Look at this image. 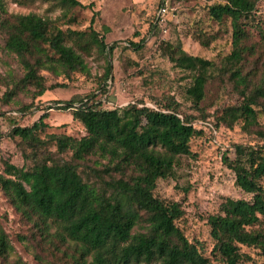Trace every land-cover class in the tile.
<instances>
[{
  "label": "trees",
  "instance_id": "16d2710c",
  "mask_svg": "<svg viewBox=\"0 0 264 264\" xmlns=\"http://www.w3.org/2000/svg\"><path fill=\"white\" fill-rule=\"evenodd\" d=\"M44 1L84 7L78 0ZM179 1L173 0V4L177 6ZM206 1L213 3L208 11L214 21L231 20V54L216 63L169 46L168 57L191 73L187 96L197 108L205 99L212 75L228 76L242 102L225 109L218 124L233 128L242 120L246 130L257 128V143L236 144L234 158L225 156L237 187L249 198L227 199L220 213L208 220L212 252L221 263L249 264L251 257L244 247L259 249L264 255V125L259 123V115L264 114V61L260 75L245 71L244 66L253 49L248 45L252 28L259 29L264 43V20L256 22L259 0ZM0 11L7 13L2 0ZM2 25L7 33L5 48L23 71L21 79L0 98L8 103L15 101L19 92L32 91L36 99L64 87L48 86L45 72L67 79L74 73H86L81 52L88 53L92 45L110 56L117 48L109 46L105 36L93 28L90 33L65 31L36 14L5 18ZM151 27L154 35L160 31L155 21ZM170 28L169 24L159 47L166 42ZM130 47L138 49L141 44L131 42ZM101 93L77 101H56L47 108L70 110L86 130L81 138L46 133L48 112L32 126H15L10 136L20 140L31 164L18 167L5 163L0 189L43 234L49 236L55 228L57 238L75 246V264H213L178 225L184 216L181 204L161 200L155 191L159 180L173 177L179 158L192 154V140L215 128L209 123L197 126L192 118L181 116V106L174 98L160 102L157 108L137 103L110 108L99 98L106 95V88ZM2 137L0 129V140ZM94 155L106 164L94 170L97 180L91 181L80 168ZM11 252L8 235L0 229V257Z\"/></svg>",
  "mask_w": 264,
  "mask_h": 264
},
{
  "label": "rangeland",
  "instance_id": "374dc122",
  "mask_svg": "<svg viewBox=\"0 0 264 264\" xmlns=\"http://www.w3.org/2000/svg\"><path fill=\"white\" fill-rule=\"evenodd\" d=\"M6 14L0 11V98L18 82L23 71L15 56L10 54L5 43L7 33L2 21L17 15L36 14L55 22L61 29L90 33L93 28L109 45H117L110 53H102L92 45L83 53L88 71L74 73L71 78L45 72L48 86L64 87L47 91L44 96L33 98L32 91L19 92L15 101L0 100V173L5 163L18 167L30 165L18 138L10 136L15 126H32L45 114L48 124L46 133L67 134L76 138L86 135L84 126L75 121L70 110L49 108L56 101L79 100L99 97L110 108L129 103L157 108L160 102L174 98L183 114L192 118L197 126L211 124L212 133L196 136L191 142V155L181 156L173 177L159 180L155 195L166 202H178L184 216L178 221L187 238L197 244L213 264H222L212 252L209 217L220 213L222 204L229 198L246 199L236 185L235 174L227 167L225 156L234 158L236 144H255L258 141L254 130L244 128L240 120L233 128L219 125L218 118L224 110L242 102L240 92L226 75L213 74L205 88V99L197 108L187 96L191 86V73L177 67L168 57L169 46L181 47L191 56L213 62H221L233 50V27L226 18L221 23L209 14L212 2L206 0H180L175 15L170 21L169 35L161 47V32L152 34L161 0H78L84 7L68 8L54 1L2 0ZM256 20H264V0H259ZM167 35V34H166ZM165 35V36H166ZM164 36V37H165ZM69 44H72L68 40ZM141 44L140 48L130 43ZM248 45L253 46L244 66L245 71L261 74L264 61V43L259 29L252 28ZM109 67L111 74L107 75ZM264 125V114L259 115ZM218 124V125H217ZM199 128V127H198ZM54 149V148H53ZM70 157V154H66ZM106 164L98 155L89 157L80 170L87 180L96 181L97 172ZM0 229L8 235L13 252L0 257V264H75L76 247L64 244L56 237V229L50 235L43 234L34 222L25 219L0 189ZM251 257L249 264H264L262 251L244 247Z\"/></svg>",
  "mask_w": 264,
  "mask_h": 264
},
{
  "label": "built area",
  "instance_id": "2783aa9c",
  "mask_svg": "<svg viewBox=\"0 0 264 264\" xmlns=\"http://www.w3.org/2000/svg\"><path fill=\"white\" fill-rule=\"evenodd\" d=\"M177 7L173 4V0H161L156 17L155 26L160 29L161 38H163L168 33V26L172 20V16L175 15ZM154 35V32H152Z\"/></svg>",
  "mask_w": 264,
  "mask_h": 264
}]
</instances>
